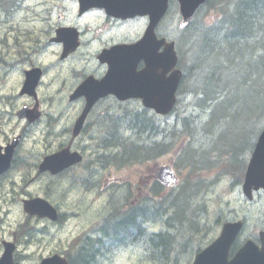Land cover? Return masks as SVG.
<instances>
[{"label":"trees","instance_id":"1","mask_svg":"<svg viewBox=\"0 0 264 264\" xmlns=\"http://www.w3.org/2000/svg\"><path fill=\"white\" fill-rule=\"evenodd\" d=\"M18 7L17 0H0V18ZM204 7L217 13L216 20L206 24L197 17L176 37L184 70L179 98L192 97V102H180L174 116L166 117L136 101L125 103L123 125L130 134L99 137L100 144L114 150L87 158L75 178L97 180L111 163L125 171L142 166L183 139L189 158L201 145L197 155L204 160L203 171L243 175L264 125V0H208ZM180 156L176 163L183 166ZM209 182L205 173L201 183L183 178L169 195H161L164 186L156 181L134 199L133 182L127 180L114 188L95 229L82 235L71 264H104L107 253L110 258L114 251L133 247L147 264H191L212 239L206 222L209 202L199 195Z\"/></svg>","mask_w":264,"mask_h":264},{"label":"water","instance_id":"2","mask_svg":"<svg viewBox=\"0 0 264 264\" xmlns=\"http://www.w3.org/2000/svg\"><path fill=\"white\" fill-rule=\"evenodd\" d=\"M204 1L180 0L185 23H188L194 10ZM80 2L85 5V8L103 6L110 14L116 16L126 17L149 13L152 26L162 16L167 6V0H80ZM151 25L145 37L136 44L119 46L115 50L108 51L110 75L99 83H92V94L88 97L87 106L80 118V125L75 129V135L79 133L80 127L96 99L108 92H114L122 99L140 97L145 106L154 108L158 113L167 114L173 109L176 102V90L181 78L180 71L174 70L177 62L174 43L166 44L164 40H158L153 31H150ZM163 44L166 45L165 51L159 52V48ZM141 60H144L145 66L138 71L137 66ZM171 70L172 72L168 75ZM37 79L38 74L34 73L32 80L37 81ZM88 86L89 81L83 83L80 86V93H84ZM24 114L23 111L19 115ZM81 159L82 156L77 152L69 154L66 149L61 153L46 157L41 169H51L55 172ZM9 162L10 160L7 163L9 164ZM164 173L167 182H171L172 171L166 169ZM261 185L264 186V130L259 136L250 160L244 189L248 193L252 187L259 188ZM31 212L55 218V212L50 206H44L40 210L35 207L31 209ZM234 229L236 228L233 224H225L221 237L199 252L193 264H264V254L249 244L242 248L233 259H229V250L236 233ZM13 249L14 246H7L0 264H13ZM41 264L68 263L66 259L55 255L44 259Z\"/></svg>","mask_w":264,"mask_h":264},{"label":"flooded vegetation","instance_id":"3","mask_svg":"<svg viewBox=\"0 0 264 264\" xmlns=\"http://www.w3.org/2000/svg\"><path fill=\"white\" fill-rule=\"evenodd\" d=\"M101 12L102 14H104L105 22L111 24L110 26H118L119 24L123 23L122 20L107 16L105 15V13H103V11ZM20 25L21 26H16L15 22H12V24H10L9 32L4 41H2L3 44L0 46V49L6 50L4 56H0V85H2L3 83H6V85L18 84L22 87L25 82L26 71L30 70L29 68H34L35 66L43 67L44 70H48L49 68L50 70L55 66L62 68L64 65H66L68 71L72 73V77L64 78L63 84L66 88H68V86L72 87V85H74L73 89L85 77L94 75L100 78L106 72L107 65L101 64L99 60H97V55L102 49L108 47V43L104 42V46L99 48L97 52L89 50L84 52L82 51L76 54L79 51V48L76 52L70 54L67 58L62 59L61 53L63 45L50 41V39L52 38L51 36L55 35V31L60 27L59 23L53 22L51 20L50 29H47L48 31L46 34H44L43 32L39 33L40 30L43 31V27H39L41 26V24L39 23V26H36V28L33 27L30 35L26 33L25 30H27L28 27L23 24L22 21ZM96 35L99 39L100 35L98 34V32H96ZM51 49H54V53H48ZM49 62L53 63L46 66L43 65ZM42 88L43 84H40L37 89V93L39 96L38 102L35 100V98L29 97L27 95H19L18 101L15 102V107L18 108L24 105H29L32 107L35 103H38L41 110L44 112L41 120L33 119L30 123L28 119H23L21 123H19V125L16 127V125L13 123V121L17 120L13 105L6 104L4 105V107H0V123L1 121H4V124L0 125V129H4V126H8V128L11 129L8 131L10 132V134L8 132L5 133V141L3 143H0L1 152L6 149V146L11 143L14 138L19 136L20 142L16 149L17 154L24 143L28 140V137L33 133L37 134L39 131L42 135L45 136L46 143H49L51 146L52 150L50 149L46 151L47 153H52L54 151L60 150L62 147L69 145L72 142L70 138L69 142L65 144L66 139L64 138V136L67 137L69 133L72 134L73 127L76 121L75 118L80 115L79 113H81L82 110L80 109V106L82 105L83 108L85 99L80 98L76 101H71L70 94L64 92L60 98L67 101V103L72 106V115H74L75 113L76 114L75 118L71 119L70 123L68 121L61 122L64 118L60 120L56 117H60L59 110H54L49 113L47 112V110H44L42 108L44 106V103L50 99L43 97ZM23 98H26V100L21 103V100ZM105 103L106 102H102V104ZM98 109L107 111L105 105L99 106ZM6 115H8V117L5 119ZM120 115V113L117 114V117H120ZM109 117L110 119H112L111 114ZM116 124H118V122H116ZM61 141L62 143H60ZM41 159L38 162L23 160L25 163V167L27 168V176L30 177V180H34L42 175L48 176L52 179L57 178L59 175L52 176L49 172H40L38 170ZM28 195L30 197H33L32 192H28ZM216 213L217 221L219 222L221 216L219 215L218 210ZM229 215V221H243V225L239 231V234L233 243L232 250L234 253L239 248H241L248 239H252L260 247L264 248V189L255 191L254 199L252 200H249L244 196L243 201H240V203L230 209Z\"/></svg>","mask_w":264,"mask_h":264},{"label":"rangeland","instance_id":"4","mask_svg":"<svg viewBox=\"0 0 264 264\" xmlns=\"http://www.w3.org/2000/svg\"><path fill=\"white\" fill-rule=\"evenodd\" d=\"M34 0H29L28 5H31L30 2H33ZM43 0H39L34 3L33 7L41 6V2ZM69 0H66L64 3L69 5ZM176 12V9H175ZM213 17H215V14L208 15L207 19L211 20ZM95 18H92L89 21H93ZM176 25V24H175ZM140 24H136L133 28L130 29L131 35H135L137 31L139 30ZM126 33V32H125ZM55 49V48H54ZM58 73L56 71L52 72V77L56 76ZM9 90H12L14 93H17L20 91V86H16L13 89H7L6 83H3L0 85V91L2 93L8 92ZM53 92H48L46 95H51ZM8 103V102H6ZM3 104L0 103V107ZM65 105V104H64ZM67 106V105H65ZM45 110H54L52 107H49L48 104L44 105ZM68 109V107H67ZM69 111V109H68ZM8 117V115L5 116V119ZM68 121V118L66 119ZM4 124V121H1L0 125ZM10 128L0 129V143H3L5 141V133H7ZM10 134V132H8ZM253 137L249 138V140ZM41 140V141H38ZM45 136L41 135L40 132H38L36 135L30 137L26 143L23 145L22 149V160H31V159H37L38 156H42V153L44 151L50 150L51 146L49 143H46ZM38 141L40 145L34 143L32 145V142ZM79 145L81 146L82 141L80 140ZM91 142L87 141L85 143L86 146L89 147V144ZM24 162V161H23ZM25 171H27L26 167H23ZM147 173V171L145 172ZM105 174H108V171L105 172ZM114 175L124 177L125 174H129L134 178L136 176V168H133L125 173L123 172L121 175L117 173L116 171H113ZM29 176L25 178L23 181H28ZM35 186V191L39 192L40 188H43V184L40 186V180L34 179L29 181ZM3 188L6 191H9L8 184L4 181ZM22 192H19V196ZM103 195L95 196L94 194L85 193L80 188H76L75 192L72 193L68 198L59 197L60 206L64 210H68L66 212H71L72 208H74V205H76V211L79 212L74 218H69L63 224L62 227L59 225L52 226L51 224H47L44 222L45 225V231H52V233H44L41 234L38 239L39 242L35 245H32L30 247L23 246L20 249L19 259L20 264H38L40 260L38 261L39 257L41 255L47 256L51 253H54L56 251H61L65 248L67 243L78 233L83 231L87 228V226L94 221L96 218L97 213L99 212V208L102 206L101 199ZM3 198V197H1ZM4 201V200H1ZM0 201V217H7L5 221L2 222V227L5 228L3 232L0 231V240L2 237L10 238L12 237L13 232L16 230V224L20 221L24 222L25 217L20 207L15 208L12 207V205H2V202ZM7 203L9 204L10 201L8 200ZM10 208V213H5L6 210ZM25 255V256H24ZM25 259V260H24ZM106 264H143V259L140 257L139 249L137 248H130V249H124L119 250L114 256L112 262H106Z\"/></svg>","mask_w":264,"mask_h":264}]
</instances>
